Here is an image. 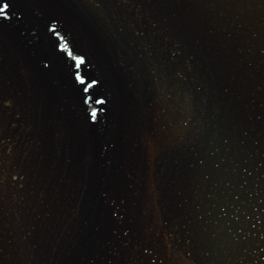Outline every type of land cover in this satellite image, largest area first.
<instances>
[{"label":"water","instance_id":"obj_1","mask_svg":"<svg viewBox=\"0 0 264 264\" xmlns=\"http://www.w3.org/2000/svg\"><path fill=\"white\" fill-rule=\"evenodd\" d=\"M4 3L0 264H264V0Z\"/></svg>","mask_w":264,"mask_h":264},{"label":"snow or ice","instance_id":"obj_2","mask_svg":"<svg viewBox=\"0 0 264 264\" xmlns=\"http://www.w3.org/2000/svg\"><path fill=\"white\" fill-rule=\"evenodd\" d=\"M9 6H10L9 3H4L3 6L0 7V13H6V10L9 9ZM21 16H22V15H21ZM3 18H4L5 20H11V16H8V15H5ZM52 31H55V29H52ZM65 47H66V46H65ZM68 55L71 56L72 53L69 52ZM73 58L76 59L77 67H79L81 64H83V63L85 62L84 59H83V57H73ZM45 67H47V65H45ZM76 79H77V80H80V77L77 75V76H76ZM81 83L83 84L84 81L81 80ZM94 83H95V81H94ZM101 103H103V101H101ZM92 115L95 116L96 113H92ZM234 199L237 200V201H239V200H240V196H239V195H234ZM219 210H220V212H221L222 214L227 215V214H228V205H227V204H222V205H220V206H219ZM120 218L122 219V217H120ZM240 218H241V217H240V214H239V213L236 214L235 217H234V219L237 220V221H239ZM253 227H255V225H253ZM125 235H127V233H125ZM262 239H264V237H262Z\"/></svg>","mask_w":264,"mask_h":264}]
</instances>
